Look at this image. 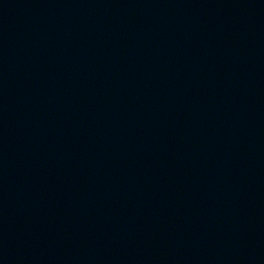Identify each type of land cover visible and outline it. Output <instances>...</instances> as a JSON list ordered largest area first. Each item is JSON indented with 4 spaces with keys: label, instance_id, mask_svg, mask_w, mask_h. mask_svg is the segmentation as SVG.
<instances>
[{
    "label": "water",
    "instance_id": "obj_1",
    "mask_svg": "<svg viewBox=\"0 0 264 264\" xmlns=\"http://www.w3.org/2000/svg\"><path fill=\"white\" fill-rule=\"evenodd\" d=\"M0 264H264V0H0Z\"/></svg>",
    "mask_w": 264,
    "mask_h": 264
}]
</instances>
